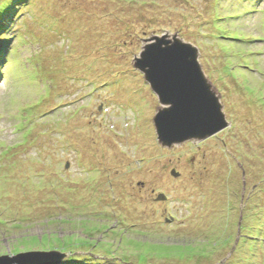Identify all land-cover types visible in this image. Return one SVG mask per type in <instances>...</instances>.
<instances>
[{
    "label": "rangeland",
    "instance_id": "374dc122",
    "mask_svg": "<svg viewBox=\"0 0 264 264\" xmlns=\"http://www.w3.org/2000/svg\"><path fill=\"white\" fill-rule=\"evenodd\" d=\"M33 1L0 22L18 35L0 58V264H244L264 221V0ZM163 34L198 49L225 129L158 140L134 64Z\"/></svg>",
    "mask_w": 264,
    "mask_h": 264
},
{
    "label": "water",
    "instance_id": "95a60500",
    "mask_svg": "<svg viewBox=\"0 0 264 264\" xmlns=\"http://www.w3.org/2000/svg\"><path fill=\"white\" fill-rule=\"evenodd\" d=\"M148 54V55H146ZM135 69L139 70L151 90L157 96L160 107L157 110L153 124L158 140L163 146L171 147L190 140H201L210 137L230 125L226 119L220 95L216 93L204 75L198 49L176 35H154L146 41L140 58L136 59ZM153 73L154 80L149 79ZM163 93V94H162ZM173 108H194L203 114V119L192 123L169 122L165 134L161 133L164 120L162 112L172 111ZM174 175H178L173 171ZM158 199H165L163 194ZM39 255L35 252L19 254L14 257H31ZM49 255H44V258ZM42 257V256H41ZM10 257H0V261ZM9 261V260H8Z\"/></svg>",
    "mask_w": 264,
    "mask_h": 264
},
{
    "label": "trees",
    "instance_id": "16d2710c",
    "mask_svg": "<svg viewBox=\"0 0 264 264\" xmlns=\"http://www.w3.org/2000/svg\"><path fill=\"white\" fill-rule=\"evenodd\" d=\"M16 2H18L17 3V5L19 6L18 10L21 7L24 10H26V8L29 7V5H31V3H33L34 1L33 0H7L5 7L3 9H0V22H2V20H6V18L4 17L5 13L8 12L9 9L11 8V6H13ZM18 12L19 11H17V9H16L13 16L16 17V16H20V14H22V10L20 11L21 13H18ZM7 22H9L10 24L9 25H8V23H6L5 25L0 24V34H1V36H0V58L4 54V50H6L8 48V46H10L12 39L14 37H18V35L14 34V33H12L11 36H9L7 34V32L10 30V27L16 25L15 24L16 22L13 20L9 21L8 19H7ZM223 29H225V28H223ZM23 42H26V41L23 40ZM5 62L3 63V65L5 64ZM251 222H252V225L256 223L257 227L255 229H253V231H254L253 235H249V234L244 235L246 238H248V241L251 240V243H252L251 246H249V249H247V252L245 254L244 264H264V221L262 220V217L260 219L259 218L256 219V216H255L254 221H251ZM245 225H248V223H246ZM249 226L247 228H249ZM243 228H244V226L240 227V233L243 231ZM252 228H253V226H252ZM90 239H91V237L88 239H83L82 241L84 243H87L91 246L93 245L96 247L97 246L102 247L105 244L104 241L98 242L97 239H95V240H90ZM55 245L57 247L54 246L50 249H57L60 252V254L67 253V252H65L66 249H63V247H61L58 243ZM63 245L65 246V244H63ZM72 246L73 245H69L68 247L67 246H65V247H67V249H72L73 248ZM104 250H106L104 255H108V252H110V250L109 249H104ZM156 253L161 255L162 251L160 250L159 252H156ZM93 254H94L93 252L90 253L88 255L89 257L87 259L95 260V257H93ZM82 258H86V257H80V255L79 256L70 255V257L68 259H66L64 262H61V264L62 263L63 264H75L78 259L82 260ZM77 262H79V261H77Z\"/></svg>",
    "mask_w": 264,
    "mask_h": 264
},
{
    "label": "snow or ice",
    "instance_id": "6c2138e0",
    "mask_svg": "<svg viewBox=\"0 0 264 264\" xmlns=\"http://www.w3.org/2000/svg\"><path fill=\"white\" fill-rule=\"evenodd\" d=\"M149 79H153L154 86L157 87V91H161L160 87L156 85V81L154 79L153 73H149ZM161 116L165 122L164 125L161 126V133L163 134H165L166 131L168 130L166 125L169 122L192 123L204 118L203 114L195 110L194 108H186V109L173 108L172 111L162 112Z\"/></svg>",
    "mask_w": 264,
    "mask_h": 264
},
{
    "label": "clouds",
    "instance_id": "9594fccd",
    "mask_svg": "<svg viewBox=\"0 0 264 264\" xmlns=\"http://www.w3.org/2000/svg\"><path fill=\"white\" fill-rule=\"evenodd\" d=\"M226 115V114H225ZM229 122V121H228Z\"/></svg>",
    "mask_w": 264,
    "mask_h": 264
},
{
    "label": "bare ground",
    "instance_id": "6f19581e",
    "mask_svg": "<svg viewBox=\"0 0 264 264\" xmlns=\"http://www.w3.org/2000/svg\"><path fill=\"white\" fill-rule=\"evenodd\" d=\"M259 193V192H258Z\"/></svg>",
    "mask_w": 264,
    "mask_h": 264
}]
</instances>
